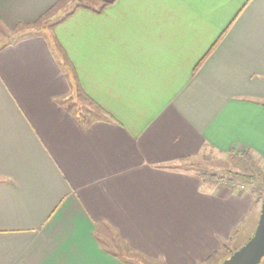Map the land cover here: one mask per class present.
I'll use <instances>...</instances> for the list:
<instances>
[{"label": "crops", "instance_id": "1", "mask_svg": "<svg viewBox=\"0 0 264 264\" xmlns=\"http://www.w3.org/2000/svg\"><path fill=\"white\" fill-rule=\"evenodd\" d=\"M77 1L0 0V264H219L260 202L181 162L264 167V0Z\"/></svg>", "mask_w": 264, "mask_h": 264}, {"label": "rangeland", "instance_id": "2", "mask_svg": "<svg viewBox=\"0 0 264 264\" xmlns=\"http://www.w3.org/2000/svg\"><path fill=\"white\" fill-rule=\"evenodd\" d=\"M79 1L81 0H78L77 2L79 3ZM74 3L76 2H72L68 5V8L73 6ZM243 159L244 155L237 156L231 153L220 154L212 150H204L198 156L182 161L181 163L183 164L181 165L187 166L195 172L202 173L204 176L223 178L225 180L230 177H235L238 178L237 180L243 181L244 178L242 175H248L251 173L249 164L244 163ZM251 162H256V160L251 159ZM258 167L260 170L264 171V167H260L259 165ZM236 176H239L240 178ZM258 264H264V258Z\"/></svg>", "mask_w": 264, "mask_h": 264}, {"label": "water", "instance_id": "3", "mask_svg": "<svg viewBox=\"0 0 264 264\" xmlns=\"http://www.w3.org/2000/svg\"><path fill=\"white\" fill-rule=\"evenodd\" d=\"M264 258V197L258 221L251 237L219 264H258Z\"/></svg>", "mask_w": 264, "mask_h": 264}, {"label": "trees", "instance_id": "4", "mask_svg": "<svg viewBox=\"0 0 264 264\" xmlns=\"http://www.w3.org/2000/svg\"><path fill=\"white\" fill-rule=\"evenodd\" d=\"M53 7H55V5ZM68 14L69 13H67L66 15H68ZM42 18H43V15H42V17H40V19H42ZM25 29L27 30L26 32L23 31ZM25 29H21V30L17 29L18 32L14 35V38H20L24 35L32 33L33 30H35V29L37 30L38 28L34 27V25H29V26H26ZM231 154H233V153H231ZM251 159H253V158L250 155L244 154V159H243L244 163L249 164V168L251 170V173L248 175H246V174L242 175L244 178L243 182H245L246 184H248L250 186V191L255 195L256 200L261 203V200L264 197V171L259 169L258 164L256 162H251ZM236 177H239V176H236ZM233 178H235V177H230L229 179H233ZM216 180L217 181L223 180V178H217ZM228 181L229 180H226L227 184H228ZM224 247H225V245H224ZM232 252L233 251H230L226 257H228ZM214 256H215V254L212 255V257H209L207 259L206 263L211 261V258H213Z\"/></svg>", "mask_w": 264, "mask_h": 264}]
</instances>
